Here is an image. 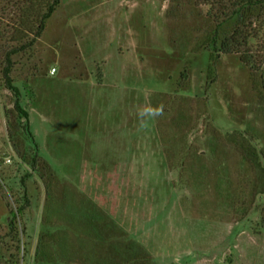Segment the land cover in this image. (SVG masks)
<instances>
[{
    "label": "rangeland",
    "instance_id": "1",
    "mask_svg": "<svg viewBox=\"0 0 264 264\" xmlns=\"http://www.w3.org/2000/svg\"><path fill=\"white\" fill-rule=\"evenodd\" d=\"M27 2L0 0V47L18 45L7 34ZM220 12L62 0L12 57L41 161L23 160L32 146L11 136L0 83V264H264V172L231 143L245 137L264 165V54L257 74L217 57L210 39L239 26L217 27Z\"/></svg>",
    "mask_w": 264,
    "mask_h": 264
},
{
    "label": "trees",
    "instance_id": "2",
    "mask_svg": "<svg viewBox=\"0 0 264 264\" xmlns=\"http://www.w3.org/2000/svg\"><path fill=\"white\" fill-rule=\"evenodd\" d=\"M27 1L28 6L19 9V25H12L13 32L11 31V33L7 34L8 41L9 35L13 34V37H11L10 40L14 43H18V45L15 47H8L9 43H7V45L3 44V46L0 47V83L6 90L10 91L14 97L13 109L7 111V117L10 119L12 118L11 120L9 119L12 128L11 136L16 137L19 131L24 133L26 140L29 141L32 146L31 152L34 154L31 155L30 152L29 155L23 157V160L33 169H36L37 163L41 161L37 157L38 145L31 131L30 114L22 104V92L20 88L14 84L12 72L15 63L12 57L24 53L34 46L45 31L47 21L57 11L62 0ZM218 1L219 10H221L220 15L224 18L221 20L220 17L213 15L217 27H221L222 24L233 18H238L239 26L233 34L226 36L220 44L218 43V32L216 31L212 39H210L209 44L213 46L217 57L220 55L238 54L242 64L252 73L257 74L261 69L263 62L261 54H264V52L260 49L255 51L253 44L262 34L260 27L262 26V28H264V0ZM35 2L37 4H35ZM254 9H259L260 13L252 20L249 16ZM261 46V48H264V41H262ZM231 143L239 148L242 156L246 160H248L254 167H258L264 172V165L260 161L261 154L255 147L250 145L249 141H246L245 137H238V139H234ZM33 149H35V151ZM22 183H24V179H22ZM261 194H264V192ZM24 198L25 202L23 205L17 201L19 206L16 211L8 205L11 215L9 223L12 229L16 226L17 217L24 213L25 208L29 204L26 197ZM13 264H20L19 260Z\"/></svg>",
    "mask_w": 264,
    "mask_h": 264
},
{
    "label": "built area",
    "instance_id": "3",
    "mask_svg": "<svg viewBox=\"0 0 264 264\" xmlns=\"http://www.w3.org/2000/svg\"><path fill=\"white\" fill-rule=\"evenodd\" d=\"M56 70L53 68L52 71H51V74H55Z\"/></svg>",
    "mask_w": 264,
    "mask_h": 264
}]
</instances>
